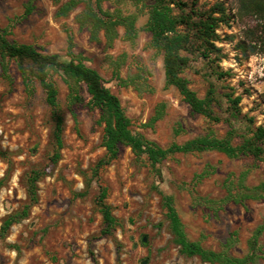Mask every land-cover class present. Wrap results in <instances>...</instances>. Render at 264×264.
Segmentation results:
<instances>
[{"label": "rangeland", "instance_id": "1", "mask_svg": "<svg viewBox=\"0 0 264 264\" xmlns=\"http://www.w3.org/2000/svg\"><path fill=\"white\" fill-rule=\"evenodd\" d=\"M152 4L0 0V31L9 42L58 55L61 62L79 56L118 98L132 134L170 150L153 165L145 154L120 145L116 159L94 175L105 155L100 114L91 108L84 84L73 90L63 75L51 72L63 118L60 158L53 163L54 122L43 90L34 79L26 89L15 62L6 60L4 72L0 59V227L26 202V176L32 170L44 173L28 217L0 235V264H209L179 252L164 197L189 242L264 264V152L254 158L173 150L206 137L228 139L237 147L257 127L264 128V57L243 59L236 49L239 41L261 40L264 19L237 16V0H198L201 10L222 4L231 17L217 30L216 47L224 59L215 68L229 76L217 79L196 55L189 56L181 75L200 99L214 86L213 111L221 121L212 123L192 113L165 83L162 53L153 47L147 27ZM91 16L110 19L114 26L107 31L94 26ZM227 95L240 97L234 117ZM102 190L116 219L109 231L97 207Z\"/></svg>", "mask_w": 264, "mask_h": 264}, {"label": "trees", "instance_id": "2", "mask_svg": "<svg viewBox=\"0 0 264 264\" xmlns=\"http://www.w3.org/2000/svg\"><path fill=\"white\" fill-rule=\"evenodd\" d=\"M235 14L241 18L252 16L264 19V0H237ZM90 19L94 22V26L104 27L106 31L114 26L110 19L106 22L95 16H91ZM230 20L231 17L226 14L222 4H214L206 10H201L198 7V0H191L190 3L185 0H153L149 10L147 27L151 34L153 47L162 53L165 83L178 91L192 113L203 116L212 123L221 121L213 111V105L216 103L214 86L210 85L204 98L200 99L188 88L186 80L181 75L191 62L189 56L196 55L212 68V73L217 79L229 76L228 72L216 71L215 68L219 69V63L224 59L221 49L216 47V43L220 39L217 30L221 26L227 27ZM236 49L240 51L243 59H248L256 54L264 57V36L256 43L251 40L248 43L239 41L236 44ZM0 59L4 72H7L8 69L6 60L15 62L26 89L29 88L28 82L34 79L43 90L45 103L54 122L52 131L54 152L51 157L53 163H56L60 158L63 118L59 112L58 91L50 78L51 72L63 75L66 83L72 89L77 88L79 83L84 84L90 98L91 108L98 110L100 114V122L104 125L102 146L105 149V155L94 166V175L116 159L120 145L131 148L137 156L145 154L153 165L163 160L170 151L160 149L143 137L132 134L129 128L130 120L125 115L118 98L105 86V82L95 70L82 63L79 56H72L69 62H61L58 55L42 54L31 45H18L9 42L0 31ZM226 97L230 103L232 117L238 115L237 106L240 103V97L232 98L230 95ZM74 99L78 98L74 96ZM263 145L264 128L259 126L253 132L252 137L245 140L241 146L232 147L228 139L217 140L206 137L195 139L182 147H175L173 150H216L228 156L242 154L258 158L264 152ZM43 174L42 171L32 170L26 176V202L20 209L3 220L0 227L1 236H4L13 225L28 217L30 209L38 201L37 184ZM106 195V191L102 190L97 200V207L102 216L105 230L109 231L116 224V219L112 216L110 207L104 203ZM164 203L172 241L179 247V252L182 255L198 257L203 263L209 264H248L247 258H231L206 250L197 243L189 242L182 231L170 198L164 197Z\"/></svg>", "mask_w": 264, "mask_h": 264}, {"label": "water", "instance_id": "3", "mask_svg": "<svg viewBox=\"0 0 264 264\" xmlns=\"http://www.w3.org/2000/svg\"><path fill=\"white\" fill-rule=\"evenodd\" d=\"M142 241L144 242L145 241V238H143Z\"/></svg>", "mask_w": 264, "mask_h": 264}]
</instances>
